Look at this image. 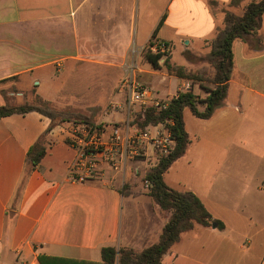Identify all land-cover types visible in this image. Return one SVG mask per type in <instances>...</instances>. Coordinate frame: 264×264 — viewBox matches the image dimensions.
<instances>
[{
    "label": "crops",
    "instance_id": "0c3cea01",
    "mask_svg": "<svg viewBox=\"0 0 264 264\" xmlns=\"http://www.w3.org/2000/svg\"><path fill=\"white\" fill-rule=\"evenodd\" d=\"M253 1L0 0V106L24 104L34 94L56 105L74 82H104L108 87L95 89H107L112 105L129 110L123 80L130 75L154 97L171 99L190 80L169 73L166 57L187 71L206 70L192 58L208 56L225 12L241 16ZM153 42L169 48L158 69L145 59ZM175 53L186 63L178 65ZM233 54L223 106L208 120L193 115L201 121L198 133L184 119L190 144L164 175L170 188L198 196L224 228L184 232L163 264H264V19L256 36L234 43ZM202 86L215 85L200 83L197 96L205 99ZM50 123L38 112L0 118V264H40V255L100 264L105 247L142 251L157 243L171 213L134 184L147 162L130 164L120 148L110 150L86 182H73L77 151L69 137L76 126L66 124L49 132L46 154L30 170L27 154ZM170 171L180 177L168 183ZM126 199L131 218L142 216L141 200L155 205L145 234L138 222L125 224Z\"/></svg>",
    "mask_w": 264,
    "mask_h": 264
},
{
    "label": "trees",
    "instance_id": "16d2710c",
    "mask_svg": "<svg viewBox=\"0 0 264 264\" xmlns=\"http://www.w3.org/2000/svg\"><path fill=\"white\" fill-rule=\"evenodd\" d=\"M264 0L251 2L239 16L232 12H225L223 28L218 30L211 44V51L205 60L214 67V76L211 82L215 85L213 89H205L209 94L205 99L199 98L193 90L178 92L166 108H149L138 124L141 129L158 124L165 125L166 130L176 140L177 145L167 156L162 157L158 164L151 168L144 176V181L149 182L148 195L154 204L161 210L170 212L168 223L162 230L157 243L137 252L131 248L108 246L102 249V263L100 264H163L164 256L178 243L184 232L194 229L196 225L211 227L216 225L223 229L224 224L214 219L210 211L201 199L190 191H178L170 188L164 175L170 167L184 154L190 144L189 135L184 123V110L189 108L193 115L202 120L210 119L215 111L222 107L228 94V82L231 79L234 68L233 46L236 41H247L254 37L263 27ZM151 44V43H150ZM163 54L145 53V59L155 69L160 67ZM169 73L186 80L201 83L208 81L204 76V70L197 72L187 71L183 67L174 66L166 59L163 64ZM33 103L25 102L22 105L0 106V118L14 114H26L38 112L50 119V126L46 133L34 144L27 154V165L30 170L38 166L46 154V146L49 143L47 136L49 132L59 125L72 124L87 130L101 126L95 124L86 117L77 114H66L53 110L49 107L50 102L34 94ZM204 105L203 111L199 106ZM40 264H93L86 261L68 258L40 255Z\"/></svg>",
    "mask_w": 264,
    "mask_h": 264
},
{
    "label": "rangeland",
    "instance_id": "374dc122",
    "mask_svg": "<svg viewBox=\"0 0 264 264\" xmlns=\"http://www.w3.org/2000/svg\"><path fill=\"white\" fill-rule=\"evenodd\" d=\"M221 17H219V19ZM167 58L168 57H166V59ZM185 60L186 58L184 56H180V54L178 53L174 54V61L178 65H182L183 63H186ZM191 61H193L194 65L202 66V67L204 66L203 68H207L203 72H204L205 78L208 79L207 83L210 84L212 74L209 72L210 71L209 69L214 68L213 65L210 62L206 61L205 58L199 59L197 57H194L192 58ZM208 64H211V66L209 67ZM138 80L140 81V83L142 84L144 88L148 89L150 87L148 85H145L143 81H141L140 79ZM189 82L191 84V87L194 88L193 89L194 94L200 95V87H199L200 83L192 82L191 80ZM105 86L108 87V84L104 82H100V85H97V83L95 82H78V83L74 82L73 86L67 89V91H65V93H63L62 96L59 97L58 104L55 105V104L50 103L49 107L61 113L77 114L79 116L86 117L92 122H94L95 124H98L99 126H101L102 131L103 130L110 131L114 127H120L121 129H123L124 132H126L127 135H129L130 138L136 134L145 132L146 130L151 132L152 135H155V133H157L156 130L154 129L155 126L153 125H150L146 127L145 129H141V127L138 125L141 122L139 120L140 117L141 119L144 118V114L147 110L140 107L138 104L133 105V107L129 110H127L126 107L121 108V107H118V105H112L113 103H115V101H113V96H105L107 89H95V87L101 88ZM149 89H151V87ZM167 94H168L167 92L161 91L160 97L164 98L166 97ZM25 99L27 100L26 96H25ZM17 100L22 101V98H17ZM34 100H35L34 96L31 95L29 100L25 102L33 103ZM127 100H128V97L124 95L121 101H123V104H124L125 102H127ZM12 105H17V104H12ZM184 119L187 124L188 130L192 134L194 132L196 133L200 132V128L197 125V123L201 121L193 116L190 109L185 110ZM145 147H146L145 150L139 149L138 154L136 155L133 153V150L135 148H131L129 146L128 147V159H129L130 164H133V163L140 164L138 163L139 161L147 162L141 165V167H145V168L142 169L140 176L138 175L134 183L137 188L147 193L148 188H147L146 182L144 181V176L151 168H153L154 166L158 164L159 160L162 157L158 156L157 153L153 150V148L150 147L148 144H146ZM198 153L199 152H193V155L197 156ZM134 170L135 169H133V172ZM174 174L176 175V177H180V174L174 173V171H170L169 175H166L167 176L166 179L168 183H170L171 181L170 176H171V179L172 178L175 179ZM129 187L130 185L125 186L126 189ZM181 191H186V190H181ZM129 202H131V200L129 199L125 200L124 222L127 225L128 219H130V222H133L132 224L134 226L137 225V222H138V224H140V228L144 230L143 233L145 234L146 230L149 229L154 224L153 222L154 213L153 212L154 211L156 212L155 205L154 204L151 205L147 201H144V199L141 200L142 205L140 207H141L142 216L136 217V215H134V218H131V217L126 216V213L129 208L128 207ZM135 251L140 252L138 250H135Z\"/></svg>",
    "mask_w": 264,
    "mask_h": 264
},
{
    "label": "built area",
    "instance_id": "2783aa9c",
    "mask_svg": "<svg viewBox=\"0 0 264 264\" xmlns=\"http://www.w3.org/2000/svg\"><path fill=\"white\" fill-rule=\"evenodd\" d=\"M148 50L153 54H163L164 56L169 52V48L164 42H153L149 45ZM123 83L129 87L130 104H138L145 110L149 108L160 110L166 108L169 104L170 99L161 100L154 97L151 90L144 88L133 75L127 76ZM183 89L182 92L192 89L189 81ZM154 129L157 132L155 135L146 130L130 138L120 127L112 128L107 136L97 128L92 130L81 127L74 128L69 140L70 145L77 151V157L70 170V180L73 182H86L95 170L97 159L106 157L108 151L118 148L121 149L125 159H128L129 146L135 148L133 153L137 155L139 149H146V144L152 147L158 156H167L174 150L177 142L166 130L165 125L160 123ZM146 184L149 188V182H146Z\"/></svg>",
    "mask_w": 264,
    "mask_h": 264
},
{
    "label": "water",
    "instance_id": "95a60500",
    "mask_svg": "<svg viewBox=\"0 0 264 264\" xmlns=\"http://www.w3.org/2000/svg\"><path fill=\"white\" fill-rule=\"evenodd\" d=\"M214 227H216V225H213Z\"/></svg>",
    "mask_w": 264,
    "mask_h": 264
}]
</instances>
